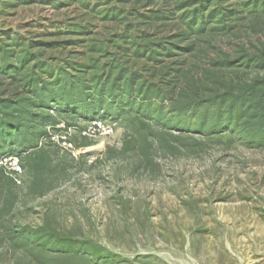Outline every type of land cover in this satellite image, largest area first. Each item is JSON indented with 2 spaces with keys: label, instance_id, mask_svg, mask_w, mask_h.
<instances>
[{
  "label": "trees",
  "instance_id": "16d2710c",
  "mask_svg": "<svg viewBox=\"0 0 264 264\" xmlns=\"http://www.w3.org/2000/svg\"><path fill=\"white\" fill-rule=\"evenodd\" d=\"M68 2L84 14L66 35L0 47V150L18 154L26 175L18 184L0 173V251L6 264H135L57 227L54 213L38 227L15 224L21 188L42 197L69 177L55 164L62 148L54 138L82 136L86 128L70 120L92 114L130 130L120 154L147 165L157 153L196 156L215 144L264 150V44L233 54L215 46L237 28L264 33V0H165L161 9L157 0ZM98 23L105 36L72 37Z\"/></svg>",
  "mask_w": 264,
  "mask_h": 264
},
{
  "label": "rangeland",
  "instance_id": "374dc122",
  "mask_svg": "<svg viewBox=\"0 0 264 264\" xmlns=\"http://www.w3.org/2000/svg\"><path fill=\"white\" fill-rule=\"evenodd\" d=\"M177 1L183 0L171 4ZM82 11L68 0H0V47L67 33V24L82 22ZM104 31L98 23L88 35L72 37L89 41ZM250 42L261 47L264 33L237 28L215 46L233 54L244 44L254 51ZM94 117L70 120L87 136L72 130L65 141H74L73 148L60 146L55 164L68 166L69 177L42 197L25 196L22 186L15 224L38 227L54 213L57 227L78 230L135 264H264V150L215 144L196 156L157 153L147 165L132 152L120 154L130 130ZM94 122L101 125L93 128ZM110 148L116 153L109 159ZM3 155L0 150V157H18Z\"/></svg>",
  "mask_w": 264,
  "mask_h": 264
},
{
  "label": "built area",
  "instance_id": "2783aa9c",
  "mask_svg": "<svg viewBox=\"0 0 264 264\" xmlns=\"http://www.w3.org/2000/svg\"><path fill=\"white\" fill-rule=\"evenodd\" d=\"M101 122H94V127L97 128V126H100ZM87 131V130H86ZM84 132L83 135L87 136V132ZM65 136L60 138H54V141L59 142L60 146H68L70 148L72 147L71 143H67L65 141ZM0 173H4L5 175L11 176V178L14 179V181L18 184H21V176L23 175V168L20 164V160L18 157L15 156H7V157H1L0 158Z\"/></svg>",
  "mask_w": 264,
  "mask_h": 264
}]
</instances>
